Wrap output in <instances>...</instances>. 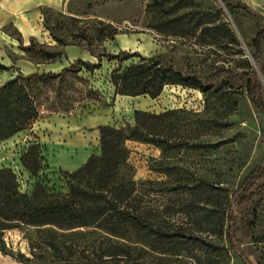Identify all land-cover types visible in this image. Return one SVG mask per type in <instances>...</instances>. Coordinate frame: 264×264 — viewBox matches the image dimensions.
<instances>
[{
    "label": "rangeland",
    "instance_id": "rangeland-1",
    "mask_svg": "<svg viewBox=\"0 0 264 264\" xmlns=\"http://www.w3.org/2000/svg\"><path fill=\"white\" fill-rule=\"evenodd\" d=\"M148 1L65 0L60 8L44 6L41 25L46 39L41 34L25 41L11 22L3 26L6 35L0 39V83L18 70H57L76 57L91 62L102 59V64L91 75L85 73L98 90L91 98L85 95V82L72 77L74 83L62 87L61 92L62 99L67 95L72 100L69 111L44 110L28 128L1 139L0 166L15 171L22 191H30L37 180L62 189L66 170L77 168L90 154L100 152V124L132 123L134 109L164 112L159 122L162 126L156 129L162 128L181 144L162 149L128 139L126 172L137 182L140 209L147 210L149 217L165 229L182 234L164 241L165 252L148 249L142 261L244 264L227 236L226 204L244 177L256 166L264 167V115L244 86L247 70L257 65L251 41L255 32L264 28V0H164L166 14L161 8L148 10ZM205 15L225 20L236 41H231L222 28L191 31L192 22ZM175 16L182 17V25H165L163 31L156 28L164 18ZM108 24L115 26L117 33L99 40L97 28L107 33ZM50 28L70 43L55 45ZM178 28L186 33H171ZM80 30L90 38L78 35ZM30 42L44 43L45 50L61 54L44 58L23 48ZM112 54L116 57L108 62ZM138 55L156 57L185 74L198 76L207 88L167 84L155 97L114 94L106 79L111 68L122 58L129 57L124 60L128 62L137 60ZM62 103L57 100L58 105ZM29 142H36L40 149L43 167L36 174L20 161ZM254 176H250L254 182L249 187L255 192L253 199L244 196V201L233 207V232L235 247L242 255L252 264H264V174ZM141 238L151 243L159 240L154 234L142 233ZM3 240L0 264H59L65 257L76 258L80 250L98 251L110 242L104 233L94 230L73 236L74 255L57 256L32 227L25 225L5 229Z\"/></svg>",
    "mask_w": 264,
    "mask_h": 264
},
{
    "label": "trees",
    "instance_id": "trees-1",
    "mask_svg": "<svg viewBox=\"0 0 264 264\" xmlns=\"http://www.w3.org/2000/svg\"><path fill=\"white\" fill-rule=\"evenodd\" d=\"M163 3L164 0H149L147 9L161 8L166 14L168 9ZM181 18V16L164 18L160 22L161 25L156 28L163 31L165 25L180 26ZM108 26L107 33L103 28H97L99 40L104 37L112 38L117 33L115 26L110 24ZM198 27L202 31L222 28L231 41H236L232 29L219 17L201 16L190 26L191 31ZM49 33L55 45L70 43L56 35L51 28ZM171 33L184 35L186 31L178 28ZM78 35L84 39L90 38L84 30H80ZM263 39L264 28H260L251 41L253 57L257 65L250 66L247 70L244 86L252 102L264 115ZM36 46L39 48L35 49ZM43 46L44 43L30 42L23 48L40 53L47 59H54L61 54V51L45 50ZM115 55L112 54L109 60L107 58L106 60L111 61L116 57ZM101 56L99 58H102ZM138 57L137 60L131 59L128 62L124 60L129 57L122 58L111 68L109 75H106L114 94L146 93L155 97L167 84H181L202 90L207 88L198 76L185 74L171 64L162 63L156 57L144 55ZM101 64L102 59L91 62L76 57L74 61L57 70L28 72L18 70L15 75L0 83V140L28 128L44 110L69 111L72 108L70 104L72 100L69 101L67 95L62 99L61 92L64 91L62 87L74 83L72 77L80 78L85 82V95L91 98L98 90L90 83V77L85 76V73L91 75L95 68L101 67ZM47 91L51 94H47ZM57 100L64 103L58 105ZM164 116V112L134 109L132 123L125 122L118 126L100 124V152L90 154L77 168L66 170L65 186L62 189L47 186L37 180L30 191H22L15 171L10 166H0V249L3 250L4 247L5 229L25 225L32 227L39 239L44 241L46 247L57 256L65 253L74 255L73 236L76 235L99 230L110 240L98 251L90 250L84 253L83 249L76 254V258L65 257L59 264H147L141 257L143 253H148V249L165 252L168 248L164 241H169L182 232L165 229L162 224L149 217L147 210L140 209L137 182L126 172L128 139L150 142L162 149L181 144L178 140H172L167 136L162 128L156 129V126H162L159 122ZM20 161L32 174L38 173L43 167L39 145L36 142H29L21 152ZM256 170L259 172L254 176ZM263 174L264 167L256 166L241 181L240 189L233 190L227 199V236L244 264L252 263L235 247L237 243L233 231L236 230V220L235 212L232 210L236 203L244 201V196L251 199L255 194L254 190L249 188L254 182V178L250 176L258 177ZM203 183L212 185L207 180H203ZM142 233L154 234L159 240L156 243L143 238L139 240Z\"/></svg>",
    "mask_w": 264,
    "mask_h": 264
},
{
    "label": "crops",
    "instance_id": "crops-1",
    "mask_svg": "<svg viewBox=\"0 0 264 264\" xmlns=\"http://www.w3.org/2000/svg\"><path fill=\"white\" fill-rule=\"evenodd\" d=\"M64 2L65 0H1L0 39L6 35L3 26L10 22L25 41L41 34L46 39V32L42 30L41 25V8L44 6L60 8Z\"/></svg>",
    "mask_w": 264,
    "mask_h": 264
},
{
    "label": "built area",
    "instance_id": "built-area-1",
    "mask_svg": "<svg viewBox=\"0 0 264 264\" xmlns=\"http://www.w3.org/2000/svg\"><path fill=\"white\" fill-rule=\"evenodd\" d=\"M0 5H1V0H0Z\"/></svg>",
    "mask_w": 264,
    "mask_h": 264
}]
</instances>
